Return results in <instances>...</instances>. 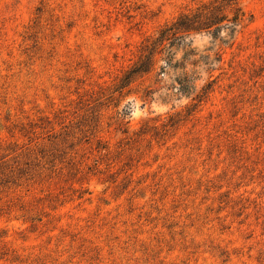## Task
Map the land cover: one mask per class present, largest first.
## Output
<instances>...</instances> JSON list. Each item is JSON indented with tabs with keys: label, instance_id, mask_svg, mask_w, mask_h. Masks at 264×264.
<instances>
[{
	"label": "rangeland",
	"instance_id": "rangeland-1",
	"mask_svg": "<svg viewBox=\"0 0 264 264\" xmlns=\"http://www.w3.org/2000/svg\"><path fill=\"white\" fill-rule=\"evenodd\" d=\"M208 1L0 0V264H264V0L124 80Z\"/></svg>",
	"mask_w": 264,
	"mask_h": 264
},
{
	"label": "trees",
	"instance_id": "trees-1",
	"mask_svg": "<svg viewBox=\"0 0 264 264\" xmlns=\"http://www.w3.org/2000/svg\"><path fill=\"white\" fill-rule=\"evenodd\" d=\"M244 19L245 12L239 0H209L193 11L182 13L161 28L156 36H150L143 41L138 60L126 72L124 80L131 79L133 75H148L161 62L163 65L158 68L159 75L165 76L168 70L178 73L168 89L171 95L188 97L196 90V81L199 79L195 69L199 61L191 59L197 53L187 43L188 37L196 33H207L213 39L227 44V41L234 38ZM181 48L184 56L181 60H176V54ZM189 64L194 69L188 70Z\"/></svg>",
	"mask_w": 264,
	"mask_h": 264
}]
</instances>
